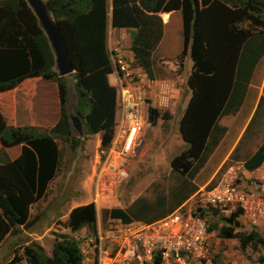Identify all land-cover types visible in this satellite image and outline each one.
I'll list each match as a JSON object with an SVG mask.
<instances>
[{"label": "trees", "instance_id": "trees-1", "mask_svg": "<svg viewBox=\"0 0 264 264\" xmlns=\"http://www.w3.org/2000/svg\"><path fill=\"white\" fill-rule=\"evenodd\" d=\"M45 4L75 69L74 95L70 97L66 77L58 75L51 45L26 0H0V94H9L25 80L40 78L56 85L60 101L58 120L44 131L7 125L0 109V245L8 235L21 233L29 222L31 206L45 196L56 176L61 160L56 140L69 142L73 148L76 144L68 100H75L71 112L81 119L84 135L102 133L103 147L111 142L119 99L117 87L109 82L114 69L108 51V19L113 29H134L129 34L134 63L152 79L153 53L164 34L159 14L179 12L183 37L179 66L188 53L192 63L186 82L191 97L179 123L181 138L188 146L171 163L175 171L188 174L187 181L172 190V204L161 199L137 200L126 210L106 211L109 218L124 224L158 221L195 192L190 181L226 132L219 120L240 109L264 56V0H47ZM245 21H251L254 28L244 27ZM148 112L151 125L167 117L151 107ZM16 146H21L20 155L10 160L4 149ZM263 163L264 141L243 166L250 172ZM198 214L208 233L216 229L209 219L219 217V209L208 206ZM237 214L223 219L227 224L219 230L220 237L238 239L242 245L260 241L256 232L236 231ZM96 222L95 206L89 204L72 210L67 227L71 233L87 229L96 234ZM22 253L25 264H83L79 242L69 234L55 235L51 255L35 241H27ZM154 264H160L158 255Z\"/></svg>", "mask_w": 264, "mask_h": 264}, {"label": "rangeland", "instance_id": "rangeland-1", "mask_svg": "<svg viewBox=\"0 0 264 264\" xmlns=\"http://www.w3.org/2000/svg\"><path fill=\"white\" fill-rule=\"evenodd\" d=\"M242 25L254 28L251 21H245ZM165 32L166 39L160 44L154 64L158 57H163L166 61L160 64L169 67L173 64L176 71L162 69L156 74L159 78L155 77L152 81L162 83L166 80L170 88L163 89L161 94H155L149 89L144 108L146 111L149 107L157 109L161 116L166 114L167 117L157 119L155 125L146 130L145 136L142 137V149L135 158H120L115 153L113 139L109 145L103 147L102 133L77 137L73 130L76 142L74 148L69 142L56 140L61 153L57 174L50 182L45 196L31 206L29 211V221L37 216L39 219L27 231L21 228L18 236H7L0 245V264H25L22 248L27 241L38 242L48 251L55 235L59 234H69L79 242L83 264H96L95 260L99 257L96 242L99 231L103 237L108 236L102 241V249L112 254L110 257H114L118 251L107 230L111 224L121 223H112L106 211L112 208L126 210L137 200L155 202L161 199L165 204H172L169 200L172 190H175L180 182L185 183L188 178V174L181 170L175 171L171 163L188 146L181 138L179 123L191 97L186 82L192 63L188 53L183 58L182 66L178 67V55L183 49L179 13L172 17ZM108 48L113 69L119 65L118 57L120 66L125 69L121 72L126 76L123 78L125 84L135 82L139 76L148 83L149 78H145L134 61H130V41L124 32L113 31ZM174 73L178 75L175 76ZM65 77L70 97H73L74 74ZM43 80L44 83L38 84L37 87L33 83H27L19 88L17 94L11 91L9 94H0L1 114L7 125L34 122L38 129L44 131L56 123L60 110L56 85ZM110 80L115 84L116 76L113 74ZM26 101L32 102L34 108L31 106V109L35 113L42 112L41 109L45 111L44 120H33L28 115L30 106L26 105ZM75 104V100L67 101L69 112L74 109ZM15 111L18 112L17 116ZM218 124L226 127L224 136L208 156L203 168L190 181L195 186V192L174 211L182 207L191 211L207 207L203 201L204 192L216 185L227 183L231 184L235 194L243 193L248 198L246 201H249L248 207H252L250 213L255 214V221L250 220L249 215H244L239 205H229L227 212L221 213L215 219H209L210 222L214 221L216 229L207 234L202 253L194 256L181 255L176 261L173 258L160 259V264H264V163L250 172L243 166L246 158L264 141V56L254 71L240 109L234 115L222 117ZM2 159L3 152L0 151V162ZM89 204H95L98 217L96 234L89 233L87 229L71 233L67 224L72 210ZM234 213H240L234 218L237 222L236 231L246 235L256 232L261 236L260 241L252 240L242 245L238 239L220 237L219 230L227 224L223 219H230ZM132 223L131 226L137 229L147 225L137 221ZM122 240L124 237H117L114 241ZM154 260L152 254L150 260L135 259L128 264H154Z\"/></svg>", "mask_w": 264, "mask_h": 264}, {"label": "built area", "instance_id": "built-area-1", "mask_svg": "<svg viewBox=\"0 0 264 264\" xmlns=\"http://www.w3.org/2000/svg\"><path fill=\"white\" fill-rule=\"evenodd\" d=\"M118 63L120 65L121 61L118 60ZM119 67L120 70L125 71L124 67ZM124 76L116 72L119 104L113 134L115 153L123 160L135 158L142 149L144 143L142 137L150 126L144 107L151 89L149 84L144 83L141 76L135 82L128 84L123 82ZM203 197L207 207L221 209L229 205H239L244 215H249L250 220L255 221V214L250 213L252 207H248L249 201H246L248 198L243 193L235 194L231 184L216 185L205 191ZM117 222L121 224H111L107 232L112 239L111 242L116 243L118 251L114 257H110L112 254L102 249V241L108 236L103 237L99 231L96 239L99 257L95 260L96 264H128L135 259L150 260L152 254L154 257L158 255L161 260L173 258L176 261L181 255L194 256L204 251L207 225L197 212L179 209L139 229L131 226L133 223ZM117 237H124V240L114 241Z\"/></svg>", "mask_w": 264, "mask_h": 264}, {"label": "water", "instance_id": "water-1", "mask_svg": "<svg viewBox=\"0 0 264 264\" xmlns=\"http://www.w3.org/2000/svg\"><path fill=\"white\" fill-rule=\"evenodd\" d=\"M31 10L34 12L35 16L39 21V25L43 32L45 33L51 48L55 56V66L60 77L67 76L75 72L74 66L69 59V53L67 49L66 42L61 34L60 29L57 27L55 22L49 16L46 4L43 0H26ZM70 122L73 130L79 137L84 134L83 123L78 116L73 114L70 115ZM39 219L35 217L33 220L29 221L23 230L27 231L31 228Z\"/></svg>", "mask_w": 264, "mask_h": 264}, {"label": "crops", "instance_id": "crops-1", "mask_svg": "<svg viewBox=\"0 0 264 264\" xmlns=\"http://www.w3.org/2000/svg\"><path fill=\"white\" fill-rule=\"evenodd\" d=\"M45 1H47V0H45ZM179 12H172V13H162V14H160V18L162 19V21H163V23H164V34H163V38H162V40H161V42H160V44L162 43V42H164L165 41V39H166V29H167V27L170 25V23H171V19H172V17L174 16V15H177ZM180 14V13H179ZM181 16V15H180ZM110 21H109V19H108V22H107V30H108V37H107V40H108V42H110L111 41V35H112V32L113 31H118V33H122V32H124L126 35H127V37H128V39H129V41H130V35L127 33L128 31H134V29H130V30H125V29H113L112 27H111V25H110V23H109ZM160 44H159V46L157 47V49L155 50V52L153 53V78L152 79H147L148 81H150L151 83H152V90H153V92H155V94H158V93H163L164 91H163V89L165 90L166 88H170L169 86H168V82L165 80V81H162V83L160 82V83H158V82H155V81H152V80H154L155 79V77L156 78H159L156 74L157 73H159V72H161L162 71V69H167L169 72H174V71H176L175 70V68H176V66H175V68H173L174 67V65L172 64V66H167V65H164V64H160V63H162V62H165L166 61V58H163V57H158V59H157V61H156V64H154V60H155V57H156V54H157V52H158V49H159V47H160ZM130 61H133V53H132V51L130 50ZM166 66H167V68H166ZM179 68H180V66H178ZM159 69V70H158ZM144 74H143V76L146 78L147 77V75L145 74V72L142 70V69H140ZM181 70V69H180ZM179 70V71H180ZM112 75L113 74H111V75H109V82H110V84L111 85H114V83L110 80V78L112 77ZM174 75L176 76V75H178V74H175L174 73ZM27 83H33L34 84V86L35 87H37V85L38 84H42V83H44V80L43 79H40V78H35V79H33V80H25L22 84H20L18 87H16L15 89H13L11 92L12 93H14V94H17L18 92H19V88L20 87H22V86H26L27 85ZM37 89V88H36ZM17 102V101H16ZM26 105H28V106H30V112H29V116L30 117H32V119L34 120V118H36V120L37 119H39V120H44V118L46 117V116H44V114H45V111L43 110V109H41L42 110V112L40 111V112H38V113H35L34 112V110L33 109H31V106L33 107V104H32V102L31 103H29L28 101H26ZM34 108V107H33ZM15 115L17 116L18 115V112L17 111H15ZM27 115L25 114V117H26ZM18 118V117H17ZM15 120H16V118H15ZM12 126H14V127H19V126H34V127H37L36 126V124L34 123V122H31V123H27V124H22V125H17V123H15L14 125H12ZM4 152L6 153V155L8 156V158L10 159V160H14V159H16L19 155H20V152H21V146H16V147H12V148H6V149H4ZM116 220V219H115ZM118 221V220H117ZM53 240H52V244H51V248H50V250L48 249V251L45 249V247H44V249H45V251H46V254L47 255H51V253H52V245H53Z\"/></svg>", "mask_w": 264, "mask_h": 264}, {"label": "clouds", "instance_id": "clouds-1", "mask_svg": "<svg viewBox=\"0 0 264 264\" xmlns=\"http://www.w3.org/2000/svg\"><path fill=\"white\" fill-rule=\"evenodd\" d=\"M44 1V0H43ZM45 2V1H44ZM160 15V14H159ZM108 44H109V42H108ZM109 49V48H108ZM118 60H119V57L117 58V62H118ZM133 61H134V59H133ZM112 63V62H111ZM120 66V65H119ZM119 66H117V67H115V69H114V72H113V74L116 76V72H119V74L120 75H122L121 74V72H123L122 70H120V67ZM139 69H141V68H139ZM75 73V72H74ZM73 74V73H72ZM70 75V74H69ZM149 78V77H148ZM141 79L143 80V77H141ZM150 79V78H149ZM144 81V80H143ZM148 83L147 84H149L150 86H151V88H152V83L150 82V81H147ZM144 83L146 84V82L144 81ZM115 86H116V83L114 84ZM70 113V115L71 114H73L74 115V113H72V112H69ZM147 115H148V122H149V127H151L152 125H151V123H150V121H149V113H148V111H147ZM76 116V115H75ZM81 120V119H80ZM83 125V124H82ZM72 127V126H71ZM72 130H73V128H72ZM83 130H84V126H83ZM75 131V130H74ZM113 134H114V128H113V133H112V139H113ZM77 135V134H76ZM83 136H84V134H83ZM77 137H79L78 135H77ZM95 205V204H94ZM207 208V207H206ZM227 208V207H226ZM226 208H217V209H219L220 210V212L221 213H223V212H227V210H226ZM181 209H183V211H186V209L185 208H181ZM179 210V209H178ZM177 211V210H176ZM243 211V210H242ZM175 212V211H174ZM174 212H172V213H174ZM193 212H197L198 213V211H193ZM171 213V214H172ZM170 215V214H169ZM168 216V215H167ZM166 217V216H165ZM164 217V218H165ZM98 219V217H96V220ZM111 219V221L113 222V221H121V220H119V219H112V218H110ZM163 219V218H162ZM204 219V218H203ZM161 220V219H160ZM159 221V220H158ZM135 222V221H134ZM155 222H157V221H155ZM97 223H98V221H97ZM154 223V222H153ZM124 224V223H123ZM130 224H132V223H130ZM152 224V223H151ZM147 225H150V224H147ZM207 225V224H206ZM99 229V228H98ZM97 232V231H96ZM206 232H207V230H206ZM207 234H208V232H207ZM157 256V255H156Z\"/></svg>", "mask_w": 264, "mask_h": 264}]
</instances>
